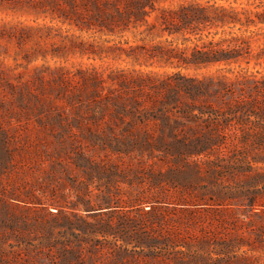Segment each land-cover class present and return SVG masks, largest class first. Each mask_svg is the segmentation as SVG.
<instances>
[{
    "label": "rangeland",
    "instance_id": "1",
    "mask_svg": "<svg viewBox=\"0 0 264 264\" xmlns=\"http://www.w3.org/2000/svg\"><path fill=\"white\" fill-rule=\"evenodd\" d=\"M154 5L0 0V264H264V0Z\"/></svg>",
    "mask_w": 264,
    "mask_h": 264
},
{
    "label": "trees",
    "instance_id": "2",
    "mask_svg": "<svg viewBox=\"0 0 264 264\" xmlns=\"http://www.w3.org/2000/svg\"><path fill=\"white\" fill-rule=\"evenodd\" d=\"M90 3L94 7L97 13L104 15V20H113L117 17H124L128 14L134 15L136 19L138 17H144L151 10L155 8L154 0H90ZM224 8V7H221ZM163 10V9H162ZM165 11V9H164ZM170 13H175L182 19L192 18L198 16V12L205 14L204 7H199L193 2H181L175 8L168 10ZM223 21L221 18H219ZM221 59V56H213L209 54L201 53V56H193V61L198 62H208ZM187 86H184L185 89ZM189 91V90H187ZM186 112H191L188 108L185 109ZM206 143V141H205ZM256 143V142H255ZM264 144V141L258 142L257 145ZM207 148V145L202 144L198 151H202ZM252 179H257L259 176L264 177V172H257L255 175H250ZM256 190H245L244 195L249 197L250 203L255 200Z\"/></svg>",
    "mask_w": 264,
    "mask_h": 264
}]
</instances>
